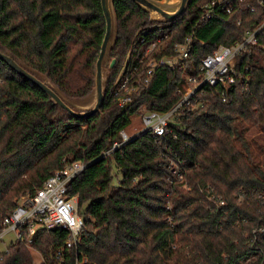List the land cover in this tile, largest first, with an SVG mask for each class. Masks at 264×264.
Segmentation results:
<instances>
[{
	"label": "trees",
	"instance_id": "obj_1",
	"mask_svg": "<svg viewBox=\"0 0 264 264\" xmlns=\"http://www.w3.org/2000/svg\"><path fill=\"white\" fill-rule=\"evenodd\" d=\"M208 1L192 0L166 23L133 0H114L117 63L91 116L74 117L0 59V229L50 175L68 162L87 164L68 186L84 219L78 246L65 245L66 229L38 227L30 246L16 239L0 250V264H37L33 252L41 264H264V29L233 64L251 75L247 89L240 80L205 84L170 122L173 135L145 132L110 152L134 117L178 103L189 78L202 77V58L264 21V5L202 20ZM106 30L101 0H0V50L64 99L92 91ZM159 37L158 57L176 56L191 37L189 57L160 65L122 106L115 95L122 70ZM253 128L260 135L251 140Z\"/></svg>",
	"mask_w": 264,
	"mask_h": 264
},
{
	"label": "built area",
	"instance_id": "obj_2",
	"mask_svg": "<svg viewBox=\"0 0 264 264\" xmlns=\"http://www.w3.org/2000/svg\"><path fill=\"white\" fill-rule=\"evenodd\" d=\"M264 0H209L203 6L202 20H208L217 13H232L234 11H250L255 12L258 6H263ZM264 29V21L255 29L246 30L241 41L233 45H219L209 55L202 58L200 70L202 77H190V85L184 86L178 90L181 93V99L169 111L159 112L146 110L140 116L141 126L134 133L128 132L127 129L121 130V141L115 142L110 152L123 146L132 138L151 132L160 138L171 134L173 129L170 122L178 120L179 114L192 104L195 92L203 85L228 86L237 84L238 80L242 82L243 89L248 88L251 81L249 73L238 74L234 68L235 57L240 54L248 45L257 44L258 35ZM145 39V38H143ZM162 37L155 39L151 45L147 47L143 55L136 58V63L127 64L124 67L119 80V85L115 91L118 95L119 103L122 106L128 105L138 95H141L153 81L156 68L160 65L168 64L171 67L177 65L180 60L189 57L192 48V38L187 37L184 42L179 43L175 47L176 56H160L155 52L159 49V42ZM143 41V40H142ZM248 71V68H246ZM87 164L82 161L68 162L63 169L55 172L47 178V181L36 192L23 196L15 206L14 210L8 214L3 220L0 229V241L13 233L16 239L26 242L28 246L32 244V235L38 227L45 229L60 228L68 230L70 237L65 245L68 248L77 247L80 243V236L84 227V219L79 213V196L69 193V183L72 179L80 174L86 168ZM180 177V174L178 175ZM223 204L220 197L218 203ZM27 230L29 236L25 237ZM0 244L1 251H8L7 247ZM60 254V252H59ZM41 262L37 264H41ZM80 264V263H78Z\"/></svg>",
	"mask_w": 264,
	"mask_h": 264
},
{
	"label": "water",
	"instance_id": "obj_3",
	"mask_svg": "<svg viewBox=\"0 0 264 264\" xmlns=\"http://www.w3.org/2000/svg\"><path fill=\"white\" fill-rule=\"evenodd\" d=\"M140 7L150 12V19L154 21L162 22H173L176 18L180 17L189 6L192 0H167L164 2L162 0H133ZM166 1V0H165ZM102 12H104V17L106 20V34L101 43V51L96 60V70H95V93L96 101L95 104H82L80 110H75L72 108L63 97H61L58 92L50 85L46 78L41 80L33 72L26 69L20 65L14 57L8 55L7 53L0 50V59L3 60L10 68L14 69L21 77L26 80L33 82L40 89L45 91L53 101L63 107L74 117H86L95 114V112L101 109V106L105 99V89L108 80L104 78L103 66L104 59L109 58V68L115 66L116 59L110 56V51L114 46L117 37V13L114 10V0H101Z\"/></svg>",
	"mask_w": 264,
	"mask_h": 264
},
{
	"label": "rangeland",
	"instance_id": "obj_4",
	"mask_svg": "<svg viewBox=\"0 0 264 264\" xmlns=\"http://www.w3.org/2000/svg\"><path fill=\"white\" fill-rule=\"evenodd\" d=\"M164 1L165 3L168 2L167 0H162ZM172 1V0H171ZM109 58H105L104 59V66H103V72H104V78L109 80V76H110V72H111V68H109ZM116 65V64H115ZM123 71V70H122ZM122 73V72H121ZM107 85V84H106ZM65 99H67V101L73 106V108L75 110H80L82 109L81 108V105L82 104H86L85 106H87L89 103L90 104H95V101H96V93H95V79H94V86H93V89L92 91L87 95V97L85 98H78V99H71V98H68L66 97ZM141 116V115H140ZM140 116H136L133 118V121L132 123L129 125V127L127 128L128 132L130 133H134L136 132L137 129H139V127L141 126V120H140ZM260 135L259 131L255 128H253L251 130V132L249 133V136H250V139L253 140V138H256ZM114 182L115 183H119V181L122 179L120 174L117 173L116 169H115V176H114ZM14 237L15 235L13 233H9L5 238H4V241H0V244H3L4 246H1V248L4 249V247H6L7 245L10 244L11 241L14 240ZM34 254V259L37 263L41 262V256L39 253L37 252H33Z\"/></svg>",
	"mask_w": 264,
	"mask_h": 264
}]
</instances>
